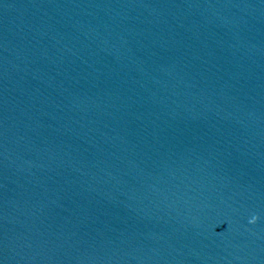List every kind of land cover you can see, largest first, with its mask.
Returning a JSON list of instances; mask_svg holds the SVG:
<instances>
[{"label":"water","instance_id":"1","mask_svg":"<svg viewBox=\"0 0 264 264\" xmlns=\"http://www.w3.org/2000/svg\"><path fill=\"white\" fill-rule=\"evenodd\" d=\"M0 264H264V0H0Z\"/></svg>","mask_w":264,"mask_h":264}]
</instances>
